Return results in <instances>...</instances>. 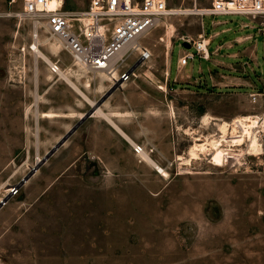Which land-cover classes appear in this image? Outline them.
<instances>
[{
  "label": "rangeland",
  "instance_id": "1",
  "mask_svg": "<svg viewBox=\"0 0 264 264\" xmlns=\"http://www.w3.org/2000/svg\"><path fill=\"white\" fill-rule=\"evenodd\" d=\"M22 1L0 0V201L6 198L0 205V264H264V34L243 47L231 42L228 56L211 54L223 40L215 38L208 47L209 61L197 55L188 60V67L205 69L199 78L186 82L182 69L176 79L184 39L209 37L211 21L229 16H204L203 33L199 14H172L189 11L194 0H167L170 14L157 16L155 25L139 38L150 58L133 64L136 55L129 54L118 67H131L138 76L124 83L152 84L159 99L152 98L155 111L168 112L170 154L137 143L154 147L150 159L167 176L135 154L127 137L130 143L120 139L126 154L117 151L115 166L100 160L78 134L16 189L78 116L101 98L94 85L104 83L102 76L85 71L86 78L74 77L85 101L48 62L36 58L29 49L34 41L32 20L21 14ZM88 4L89 0H63V9L74 12ZM209 4L210 0H196L195 6ZM39 42L40 51L59 70L75 69L67 53L49 47L55 43L42 30ZM170 55L173 75L168 76ZM89 78L91 89L84 90L81 84ZM115 86L122 89V84ZM160 98L169 105L163 107ZM46 111L60 116L41 118ZM247 115L259 117L260 154H249L246 141L232 147L223 166L211 165L206 149L198 159L184 164L177 160L188 157L195 143L210 148L212 139L223 138L219 124ZM112 119L122 122L125 117ZM89 120L105 123L97 116ZM232 135L228 126L226 141ZM112 211L119 215L103 218ZM103 223L119 232L100 233ZM108 245L120 251L136 249V258L106 252Z\"/></svg>",
  "mask_w": 264,
  "mask_h": 264
},
{
  "label": "built area",
  "instance_id": "2",
  "mask_svg": "<svg viewBox=\"0 0 264 264\" xmlns=\"http://www.w3.org/2000/svg\"><path fill=\"white\" fill-rule=\"evenodd\" d=\"M50 0H23L21 14L32 20V37L39 42V31L47 34L61 51L71 58V66L96 75H106L111 86L121 85L131 76V67L118 70L123 55L134 54L136 62H143L150 52L138 41L156 23L157 16L171 12L167 0H89L83 10L67 12L63 0L49 7ZM193 8L200 16L239 15L264 26V0H210L204 8ZM190 48L183 47L178 58L180 65L196 55L208 59L210 52L203 34L196 40L184 39ZM52 72L59 66L50 63ZM128 78V79H127ZM133 152L140 157L151 155L153 146L133 143ZM143 158V157H142Z\"/></svg>",
  "mask_w": 264,
  "mask_h": 264
},
{
  "label": "crops",
  "instance_id": "3",
  "mask_svg": "<svg viewBox=\"0 0 264 264\" xmlns=\"http://www.w3.org/2000/svg\"><path fill=\"white\" fill-rule=\"evenodd\" d=\"M220 16H229V19L225 20H214L211 21V33H209V37L204 39H207V48L210 46L212 41L217 37H222L223 40H220L213 51H211V54H220L223 56H228L232 53L231 46L228 45L231 42L235 47H243L246 45L249 41H254L257 43V37L260 34H264V28H257V25L252 24V21L250 18H245L243 16L239 15H220ZM204 16H201V25H202V32L203 30V23L202 18ZM218 27V28H217ZM217 28V29H216ZM256 29V32H253L252 30ZM184 54V51H180L175 64V74L174 78H178L180 70L183 69V74L185 77L186 82L190 81L196 76L199 78V72L205 70L201 66H198L197 69H194V66L188 67V60L184 65H180L178 62V58L181 57ZM125 56V55H124ZM123 56V57H124ZM222 56V57H223ZM195 58V57H194ZM193 58V59H194ZM199 58V57H198ZM189 59V60H193ZM201 59V58H199ZM211 59V58H209ZM206 60V61H209ZM138 68V67H137ZM210 67L208 66V70L210 72ZM168 70V76L173 75L172 69H171V55L170 59L167 65ZM78 72V73H77ZM77 73V74H76ZM80 73V76H78ZM71 73L68 74V78L71 82L67 81L70 87L80 96L84 97L85 101H88V98L80 90V88L76 85V82L72 79L76 76H78L77 80L86 78V75L83 74L81 71H75L72 75ZM75 75V76H73ZM101 76V75H100ZM181 76V75H180ZM179 76V77H180ZM183 76V77H184ZM103 77V76H102ZM135 77L138 76L135 74ZM181 76V78H183ZM104 83H99L94 85V91L100 92L101 94H104L109 86L107 84L105 77H103ZM175 79V80H176ZM180 79V78H179ZM90 78L85 80L81 85L83 89L88 90L91 89L90 84ZM87 82V83H86ZM90 84V85H89ZM85 87V88H84ZM138 87V88H136ZM160 89V88H159ZM163 87H161V90ZM167 89V88H166ZM156 90L153 89L152 84L151 85H139L138 83H123L122 89L115 90L110 93L108 98L104 101L102 107L104 109H108L109 113H106L103 108L100 106V110L102 111V117L105 121V123H93L89 118L84 120L77 128L74 130V132L70 135L71 137L82 135L83 141L85 144H87V147L90 149H94L96 154L102 158L106 162L107 165L116 163V154L117 151L121 154L123 149L122 145L120 143V139H124L126 143L129 141L126 139L129 138L134 143H148L150 145H153L156 147V149L162 153L169 155L171 152V144L169 142L170 139V130H169V115L166 110V108H163V110L155 111L154 106L152 103L154 102L153 99H158L157 94L155 93ZM162 96V95H160ZM153 98V99H152ZM160 101L162 103V106H168L169 101L165 100V102L160 98ZM173 102V101H172ZM91 105H93L92 102H90ZM128 111V112H125ZM120 113L123 116L120 118L125 119L122 122L114 121L112 118L115 117L112 114ZM81 113L79 118L85 114ZM126 113H129L131 116H134L133 118L126 115ZM108 114V115H107ZM106 116V117H105ZM91 118V117H90ZM119 118V117H118ZM77 122V121H76ZM74 122L69 126V129L76 123ZM69 136V137H70ZM119 141H118V139ZM130 143V142H129ZM132 144V143H130ZM129 145V144H128ZM62 146V145H61ZM131 149V146H129V151ZM124 152V151H123ZM126 154V152H124ZM119 163H120V159ZM114 167V166H113ZM125 168L124 166H121L119 164V168ZM119 213V212H118ZM116 211L107 212L104 213V217L110 219L115 218L116 215H119ZM131 216H128V219ZM98 231L100 229V233L104 235H110V234H116L119 232V228H115L114 226H108L101 224V226H98ZM127 232L131 233L130 228L126 229ZM123 251H120L117 246L108 245L105 248L106 252H111L113 255H116L117 253L124 252L127 257L136 258V249H130L123 247ZM165 264H179V261L176 262H167Z\"/></svg>",
  "mask_w": 264,
  "mask_h": 264
},
{
  "label": "bare ground",
  "instance_id": "4",
  "mask_svg": "<svg viewBox=\"0 0 264 264\" xmlns=\"http://www.w3.org/2000/svg\"><path fill=\"white\" fill-rule=\"evenodd\" d=\"M60 1H62V0H60ZM57 2H58V0H57ZM55 5H56L55 2L53 0H50L49 7L53 8ZM179 13L180 14L181 13H189V11H185V12L173 11L172 12V14H179ZM164 14H170V12L169 13H164ZM159 18H157V20H159ZM139 42L140 41H138V43ZM204 42L207 43V39H205ZM40 44H41V42L33 41V43L29 46V49L34 54H36V58H40L41 60H43L45 62H48V64H50L51 61L48 58V56L45 55L42 51H40V49H39ZM139 45H142V44L139 43ZM49 47H53L55 49L59 48L56 44H53V43H51L49 45ZM123 56H122V59L120 60V63H118V65H117L118 67L120 66V64L122 63L124 58H126L128 55H125L124 57ZM149 58H150V56L147 59H149ZM72 67L75 68V69L67 67L65 70H59L57 72L58 76L62 77V78L64 77L66 81L71 82L70 79L68 78V74L69 73H71L70 75H72L73 72L75 73V71H81V72H83L85 74V72L83 70H81L80 68L74 67V66H72ZM122 72H123V70L120 71V73H122ZM100 75L105 77L107 84H110V81L107 79L106 75H102V74H100ZM100 75H97V76H100ZM73 76H75V75H73ZM78 76H80V73H79ZM78 76H76V77L78 78ZM96 77H95V79H96ZM132 77H135L134 73H132L131 77H128V78L130 79ZM123 83L124 82H122V84ZM39 99H40V97H39ZM102 115L103 114H102V111L100 110V107L95 108V111L93 112V116L94 117H96V116L99 117V116H102ZM112 115L115 116V117H119V118L123 116L122 114L117 113V112L115 114H112ZM126 115L131 116L129 113H126ZM39 116L41 118H53V117H59L60 115L58 113H56V112L46 111V112L40 113ZM124 117H125V115H124ZM259 123H260L259 122V117L257 115L238 116V117H235L232 120V122H225L224 121L221 124H219L220 132L222 133L221 136L223 138L212 139L209 142L210 148H207L205 146L206 145L205 143H199V144L195 143L193 145V147L190 149L188 157H185V158L177 157V160H181L182 164H184V163L188 162L191 159H198L199 158V154H201L206 149V150L209 151V153L207 154L209 156V163L211 165H213V166H223L224 161H226L227 157L230 156L229 152L233 151L232 147H241L246 141H247V148L250 150V152H248L249 154H253V153L254 154H260V144H259L258 136L256 134V129H258ZM228 126H232L233 135L231 136L230 140L226 141L227 137H224V135L226 134ZM195 140H199V137L195 138ZM223 142H227V143L229 142V144L224 145ZM131 143H133V142H131ZM239 155H236L237 156L235 158L236 160H238V156ZM143 157H144V159H143L144 161H146L148 159L149 162H151L155 166V169L158 171V173H160L162 176H165V177L167 176L166 172L163 169H160L155 164V162L150 159V157H151L150 155L146 154Z\"/></svg>",
  "mask_w": 264,
  "mask_h": 264
},
{
  "label": "water",
  "instance_id": "5",
  "mask_svg": "<svg viewBox=\"0 0 264 264\" xmlns=\"http://www.w3.org/2000/svg\"><path fill=\"white\" fill-rule=\"evenodd\" d=\"M182 45L185 48H190V44L187 41H183ZM117 86H110V88L101 96V98L94 103V106L96 108L100 107L104 101L108 98L111 92L115 90ZM92 108L88 110L85 114H83L79 120L69 129L67 132L52 146L50 150H48L45 155L31 168V170L20 180L18 184L15 185V188H19L21 185L24 184L33 174L34 172L69 138V136L76 130V128L87 118H90L93 116V112L95 111V108ZM6 202V198H3L0 201V205L4 204Z\"/></svg>",
  "mask_w": 264,
  "mask_h": 264
}]
</instances>
